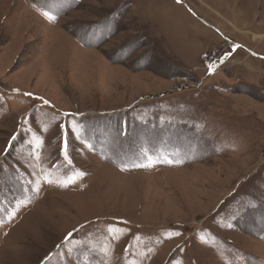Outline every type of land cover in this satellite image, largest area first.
Here are the masks:
<instances>
[{
  "label": "rangeland",
  "instance_id": "1",
  "mask_svg": "<svg viewBox=\"0 0 264 264\" xmlns=\"http://www.w3.org/2000/svg\"><path fill=\"white\" fill-rule=\"evenodd\" d=\"M141 2L0 0V264H264V0Z\"/></svg>",
  "mask_w": 264,
  "mask_h": 264
},
{
  "label": "crops",
  "instance_id": "2",
  "mask_svg": "<svg viewBox=\"0 0 264 264\" xmlns=\"http://www.w3.org/2000/svg\"><path fill=\"white\" fill-rule=\"evenodd\" d=\"M173 1L174 0H142L140 5L136 4V6H135L136 10L135 11H137V12L138 11L139 12L146 11V12H150V13L160 12L162 9L159 10V7L161 5H163L164 3L168 4L170 8H172V7L177 8L178 7L181 10H183L182 5L175 4ZM156 6H158V7H156Z\"/></svg>",
  "mask_w": 264,
  "mask_h": 264
},
{
  "label": "snow or ice",
  "instance_id": "3",
  "mask_svg": "<svg viewBox=\"0 0 264 264\" xmlns=\"http://www.w3.org/2000/svg\"><path fill=\"white\" fill-rule=\"evenodd\" d=\"M45 15H47V13H45Z\"/></svg>",
  "mask_w": 264,
  "mask_h": 264
}]
</instances>
